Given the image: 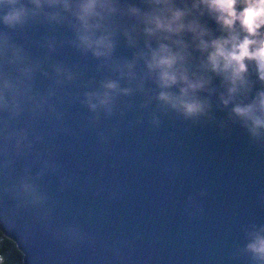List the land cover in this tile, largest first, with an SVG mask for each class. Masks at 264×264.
Listing matches in <instances>:
<instances>
[{"label":"water","instance_id":"obj_1","mask_svg":"<svg viewBox=\"0 0 264 264\" xmlns=\"http://www.w3.org/2000/svg\"><path fill=\"white\" fill-rule=\"evenodd\" d=\"M80 2L0 0V17L24 10L0 20V230L23 264H264L247 247L264 237V128L233 110L264 115V79L245 57L233 82L200 46L242 39L239 20L229 30L199 0H169L185 27L149 33L156 0H107L89 20L111 42L97 55L79 39ZM161 44L200 87L161 85L148 67Z\"/></svg>","mask_w":264,"mask_h":264},{"label":"clouds","instance_id":"obj_2","mask_svg":"<svg viewBox=\"0 0 264 264\" xmlns=\"http://www.w3.org/2000/svg\"><path fill=\"white\" fill-rule=\"evenodd\" d=\"M11 2L15 3V0H11ZM35 2L37 6H39V0H35ZM156 3L161 5L159 14L151 15L146 18V23L154 25V27H146V32L152 33L158 29L169 32L179 31L185 27L182 22H179L184 15L183 10L172 8L169 0H156ZM199 4L206 7L209 11L215 12L216 20L222 27L231 30L234 21L239 20L242 29L247 33L242 39L230 32L226 37L214 39L209 42L201 40L200 46L202 48L209 46L212 48L208 53L207 59L213 70L231 69L232 76L230 78L234 82L235 78L239 76V73L244 70L245 65L243 60L247 57L249 59H257L258 68L261 70V78L264 79V33L259 34V40L254 38L257 35V29H259L261 25H264V0H251L247 7L240 13H237L233 7L234 0H199ZM106 6L107 0H81L78 5L79 11L76 14L83 29L79 36L81 43L86 47L95 46L94 50L97 55L101 54L98 49L101 47L110 48L111 42L107 35L102 34L93 36L91 30L99 27V24H90L89 20L92 17L100 16V13L97 11L98 7L104 8ZM65 7H67L66 3ZM193 7H197V4L194 3ZM23 11L22 7L14 8L3 17H0V20L7 24L18 22ZM165 11H169L170 15H164ZM174 24L175 27L173 26ZM189 27L191 28V25ZM249 45L254 46L251 51L249 50ZM178 59H181L178 53H173L167 45L161 44L158 49L152 51L151 59L148 61V67L150 69L155 68L159 70V80L164 87L176 83L178 79L185 82L186 87H181L180 89L182 94L185 93L187 89L200 87L202 82H191L182 71H180L178 75L177 71L173 69ZM106 87L114 88L115 84L113 82H108ZM229 91H232V89H229ZM160 98L164 100L170 99L169 95L164 92L160 93ZM226 102L227 101H225V103ZM100 103H105V100L102 99ZM180 103L188 113L201 110V104L199 102L180 101ZM259 104L262 113H264V93L260 96ZM233 110L251 121L250 130L254 135L257 134L258 129L264 128V115H254L251 105L245 107L236 106ZM247 247L253 252L264 256V237L257 236Z\"/></svg>","mask_w":264,"mask_h":264},{"label":"trees","instance_id":"obj_3","mask_svg":"<svg viewBox=\"0 0 264 264\" xmlns=\"http://www.w3.org/2000/svg\"><path fill=\"white\" fill-rule=\"evenodd\" d=\"M0 264H23V254L17 244L0 230Z\"/></svg>","mask_w":264,"mask_h":264}]
</instances>
